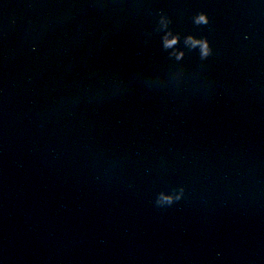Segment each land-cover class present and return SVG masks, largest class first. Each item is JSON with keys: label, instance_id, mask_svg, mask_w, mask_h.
<instances>
[{"label": "water", "instance_id": "1", "mask_svg": "<svg viewBox=\"0 0 264 264\" xmlns=\"http://www.w3.org/2000/svg\"><path fill=\"white\" fill-rule=\"evenodd\" d=\"M0 260L264 264V4L0 0Z\"/></svg>", "mask_w": 264, "mask_h": 264}, {"label": "clouds", "instance_id": "2", "mask_svg": "<svg viewBox=\"0 0 264 264\" xmlns=\"http://www.w3.org/2000/svg\"><path fill=\"white\" fill-rule=\"evenodd\" d=\"M260 3L264 4V0H260ZM155 18L157 26L160 29H166L163 37V47L165 49H172L169 55L175 56L177 60H181L184 56V50L174 47V45L179 43L181 33L169 27L173 23L172 16L168 12L160 10L156 13ZM190 20L193 25L197 26L198 30L188 31L184 36V44L196 54L199 61L203 63L207 62L214 55V48L209 36L202 29L204 26L210 24V14L205 9H199L190 14ZM33 50H35L34 45ZM205 81L209 89L214 87L215 81L213 79L205 75ZM186 191V185L183 183L160 188L155 192L153 203L157 208H170L185 198ZM220 255L221 253L217 252V256ZM0 264H3L2 260H0Z\"/></svg>", "mask_w": 264, "mask_h": 264}]
</instances>
